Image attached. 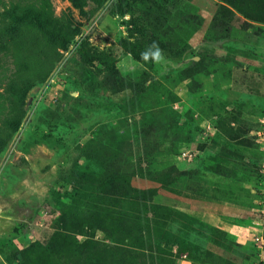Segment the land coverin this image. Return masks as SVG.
<instances>
[{"label":"rangeland","instance_id":"374dc122","mask_svg":"<svg viewBox=\"0 0 264 264\" xmlns=\"http://www.w3.org/2000/svg\"><path fill=\"white\" fill-rule=\"evenodd\" d=\"M239 6L0 0V264H264V22Z\"/></svg>","mask_w":264,"mask_h":264},{"label":"trees","instance_id":"16d2710c","mask_svg":"<svg viewBox=\"0 0 264 264\" xmlns=\"http://www.w3.org/2000/svg\"><path fill=\"white\" fill-rule=\"evenodd\" d=\"M71 3L75 6V7H81L83 6V4L85 3L86 0H70ZM95 1H99V0H95ZM223 1H231V4L233 5V7L236 9H238V6L236 4V1H244V0H223ZM240 7V6H239ZM241 8V7H240ZM243 16L245 15V17L253 19L255 21H261L264 22V13L263 15H260V11L258 10L257 12L253 9V10H244L241 8V11H239ZM150 37H146L145 35H141V37L139 38V40L133 42V43H128L125 45L126 50L131 53L132 55H136V56H142L145 55L149 52L150 48H151V44L149 43ZM173 140V139H172ZM175 140V139H174ZM90 144V141H89ZM86 149V147H85ZM162 155L167 156L169 155L168 151L166 152L165 150L162 151ZM123 175V174H122ZM121 175V177H122ZM124 176V175H123ZM125 184L127 183L124 179L123 181ZM115 250H118L119 247L114 248Z\"/></svg>","mask_w":264,"mask_h":264},{"label":"built area","instance_id":"2783aa9c","mask_svg":"<svg viewBox=\"0 0 264 264\" xmlns=\"http://www.w3.org/2000/svg\"><path fill=\"white\" fill-rule=\"evenodd\" d=\"M257 143L260 145V148L264 150V115L259 120V130L256 132ZM191 151L184 150L181 152L183 158H191Z\"/></svg>","mask_w":264,"mask_h":264}]
</instances>
